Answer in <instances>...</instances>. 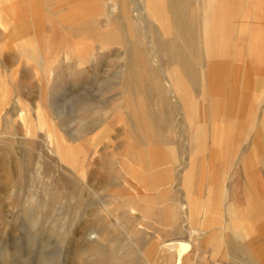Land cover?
<instances>
[{
  "label": "rangeland",
  "instance_id": "obj_1",
  "mask_svg": "<svg viewBox=\"0 0 264 264\" xmlns=\"http://www.w3.org/2000/svg\"><path fill=\"white\" fill-rule=\"evenodd\" d=\"M65 1L0 0V264H264V0Z\"/></svg>",
  "mask_w": 264,
  "mask_h": 264
},
{
  "label": "bare ground",
  "instance_id": "obj_2",
  "mask_svg": "<svg viewBox=\"0 0 264 264\" xmlns=\"http://www.w3.org/2000/svg\"><path fill=\"white\" fill-rule=\"evenodd\" d=\"M171 10V9H170ZM148 13H150V9L147 10ZM191 14V13H190ZM201 14V13H200ZM135 20L141 22V17L140 15H137L135 14ZM206 15V18L208 21H212L214 20V14H213V10H209L207 12ZM147 16V15H146ZM203 17V16H202ZM122 18V17H121ZM174 18V13L173 11L171 10V20H173ZM165 19V18H164ZM182 20V19H181ZM124 23V22H123ZM164 24V23H163ZM127 25V24H126ZM123 26V25H122ZM128 26V25H127ZM183 28L185 31H188L190 30V23H189V17L186 18V20L183 22ZM120 31V30H119ZM118 31V32H119ZM167 34V33H166ZM164 33H161V39H162V45H163V50H165L166 54H168V56L170 57L169 60L171 61L172 64H174V62L176 61V59H178V56L179 54L182 55V51H180L178 49V47H176V44H177V40L175 41V37L174 36H168ZM120 37V36H119ZM209 38L211 39V36H209ZM152 47V46H151ZM153 47L155 48V46L153 45ZM152 47V48H153ZM186 47V46H185ZM78 50V49H77ZM153 50V49H152ZM210 50V49H209ZM82 52V51H81ZM130 52V51H129ZM153 52V51H152ZM190 53V52H189ZM78 54V52H77ZM151 55V59H152V62L154 64H157V61H156V54H155V50H154V53L150 54ZM186 55V54H185ZM185 55L183 56V58H180V60H185V62L183 63L182 65V71L183 73L185 74V76H187V80L189 81V75H191V64L189 63L188 61V57ZM139 59V58H138ZM159 70V68H158ZM125 79V78H124ZM123 80V79H122ZM136 81V80H135ZM162 82L164 83V86H165V90L166 92L171 96H172V79L169 78V79H162ZM123 84L125 85H129L130 86H135L134 84V80L132 79H125L123 80ZM140 85V84H139ZM123 92V91H122ZM163 105H166L165 101L161 102ZM130 123L133 124V121H132V118H130ZM55 148V147H54ZM101 227H104L103 224H101ZM100 229H103V228H100ZM81 243V242H80ZM99 245H102V244H99ZM121 246H119L118 248V251L119 253H121V258L122 260H125L128 256H129V250H128V247L125 246V245H122L120 244ZM98 247V245H95V247ZM79 247V246H78ZM94 247V246H93ZM103 248V247H102ZM165 249L168 250L169 253L171 254H175L176 258L179 260L181 255L183 254V250L185 249L184 245L181 244V243H175V242H166L165 244ZM90 250H96L95 253L98 251V249L96 248H92ZM80 253V252H79ZM99 254V253H98ZM97 255V253H96ZM173 257V256H171Z\"/></svg>",
  "mask_w": 264,
  "mask_h": 264
},
{
  "label": "crops",
  "instance_id": "obj_3",
  "mask_svg": "<svg viewBox=\"0 0 264 264\" xmlns=\"http://www.w3.org/2000/svg\"><path fill=\"white\" fill-rule=\"evenodd\" d=\"M47 1H51V0H47ZM55 1L58 2V4H61L60 6H58V8H60L61 6H65L66 5V1L65 0H53V2H55ZM263 2L264 1H261V3H263ZM81 16H82V14L80 12H78L77 13V17H76V18H78L77 21H76L77 23L75 22V20L72 21V22H74L72 24L74 26V28H75L74 30L83 27L82 26V23H79V20H81ZM260 25L261 24L259 23V20L258 21H253V26L252 27L253 28H259ZM249 27L250 26H249V24L247 22H243L240 25L239 28H240V30L242 29V31H243V30H245V29H247ZM26 28H27V26L25 24L22 25V32L23 31L26 32ZM242 34L243 35H247L245 33H242ZM59 45H61V46L63 45L64 46L63 47V52H64V54L66 56L72 55V57L74 56V58H76L78 62L80 61V58L82 56V52L80 51L79 47L78 48H75L74 47V44L71 43V42H68V41L60 42ZM32 52H33L32 51V48H29V47H23L22 48V53L23 54H29L30 55V54H32ZM77 52H78V54H77ZM32 60L34 62H36V64L39 65V66H40V62L42 61V60H40V58L39 59H34V57L32 58ZM225 70H226V66L224 67V65L222 63L219 66H216V67L213 66L212 68H209L208 69V74L206 76H209L210 75L212 77L211 80H210V82H211L210 83L211 84L210 87L211 88H209V81H208V85H207L208 86V91L214 92L216 94H218L220 92L219 87H220V84H221V80H224V77H222V76H223ZM189 165L191 166L193 164L192 163H189ZM189 176L190 175H188L186 177H189ZM167 210H165V211H167ZM169 210L172 212V214L170 215V217L168 218L167 216H165V217H162V219L164 218L167 221L172 222L174 220V214H175V212L171 208ZM168 242H174V241H168ZM166 256H167V262H168V264H171V263H173V264H179V262L182 259V256H181L180 259L178 260L176 258V256H175V254H167ZM171 256H173V257H171Z\"/></svg>",
  "mask_w": 264,
  "mask_h": 264
},
{
  "label": "water",
  "instance_id": "obj_4",
  "mask_svg": "<svg viewBox=\"0 0 264 264\" xmlns=\"http://www.w3.org/2000/svg\"><path fill=\"white\" fill-rule=\"evenodd\" d=\"M103 233H104V232H103ZM107 235L110 236V235H109V232L107 233Z\"/></svg>",
  "mask_w": 264,
  "mask_h": 264
}]
</instances>
